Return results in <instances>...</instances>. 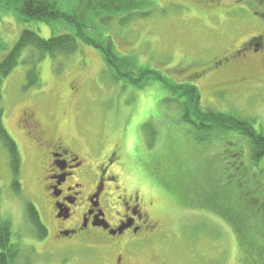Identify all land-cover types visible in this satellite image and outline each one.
Instances as JSON below:
<instances>
[{"label": "rangeland", "instance_id": "obj_1", "mask_svg": "<svg viewBox=\"0 0 264 264\" xmlns=\"http://www.w3.org/2000/svg\"><path fill=\"white\" fill-rule=\"evenodd\" d=\"M51 1L70 14L90 4ZM93 1L95 7L83 18L90 37H109L119 54L135 56L140 67L196 85L203 107L255 119L253 126L264 132V83L257 86L252 73L222 64V42L230 38L229 46L237 44L252 29L244 28L232 39L229 18L222 19V12L214 14L203 4L145 0L147 5L136 8L134 3ZM108 15L107 22L101 21ZM232 16L243 17L245 12L227 17ZM25 29L44 38L77 34V28L63 20H23L17 11L3 13L0 5V61ZM78 43L71 55H45L37 63L40 82L30 87L31 66L23 60L37 52L26 49L3 82L0 108L20 150V170L12 175L9 152L0 140V215L11 221L12 242L21 249L16 264H118L120 257L122 264H264V257L250 253V245L213 209L228 202L237 208L233 212H242L237 185L242 180L245 186L258 187L255 174L262 169L264 181V158L254 164L247 139L234 132L199 142L195 127L181 119V99L160 81L136 86L116 80L98 48L81 37ZM243 75L247 82L239 80ZM26 109L34 110L51 132L78 141L94 166L103 156L115 158L110 171L118 176L120 194L139 193L157 228L135 238L125 236L113 246L86 244L78 236L57 237L42 157L18 128ZM229 178L233 181L226 187ZM29 202L48 228L44 239L28 218ZM119 208L111 198L104 207L107 218L113 221Z\"/></svg>", "mask_w": 264, "mask_h": 264}, {"label": "trees", "instance_id": "obj_2", "mask_svg": "<svg viewBox=\"0 0 264 264\" xmlns=\"http://www.w3.org/2000/svg\"><path fill=\"white\" fill-rule=\"evenodd\" d=\"M109 1L111 3L112 1L117 3H134L136 8L147 5V3H143L145 0ZM88 3L90 4L78 7L74 10V14H70L51 0H0L3 13L9 14L13 10L17 11L23 20H41L46 23L63 20L77 28V34L66 33L50 38H44L31 29L23 30L13 48L0 61V100L2 98L4 79L19 64L22 54L26 49L31 48V50L37 52L36 55L33 53L30 57L23 60L24 63L31 66L27 73V86L30 87L40 82L37 63L45 55H71L78 50V38L81 37L86 44L93 45L101 51L106 64L114 71V79H125V81L136 86H143V84L149 83L150 80H158L174 97L181 99L179 100L182 108L181 119L195 127L198 132L197 140L199 142H211L220 133L223 136L229 132H234L247 139L251 160L254 164L259 165L264 158V132L258 131L253 126L255 119L246 120L232 113L205 108L201 104V92L196 85L189 82L178 83L157 70L140 67L137 64L135 56L119 54L109 37H103L100 41L90 37L85 31L89 27L83 18L85 13L88 14V9L95 7L93 4L95 2L89 0ZM101 18V21L107 22L111 16H101ZM0 140L9 152L10 166L13 173L18 175L20 170V152L16 141L4 126L3 108H0ZM262 172L263 170L260 169L258 172L259 176L255 174V179L258 183V187L256 186V188L245 186L242 180L238 183V205L243 208L242 212H233L237 208L231 209L228 207V202L222 204L220 208H214L219 206L216 204L213 206V209L234 226L241 242L245 241L250 245L248 248L250 253H257L264 257V181L261 180ZM232 181L233 179L229 178L226 187L231 186ZM14 182V186L17 189L16 181ZM224 188L225 186H223ZM211 202L213 203L214 201ZM26 212L35 228L36 234L40 239H44L48 235V228L32 202L27 203ZM259 236L262 239H259ZM11 238L12 223L0 215V264H16L17 262L21 249L18 244L12 242Z\"/></svg>", "mask_w": 264, "mask_h": 264}, {"label": "flooded vegetation", "instance_id": "obj_3", "mask_svg": "<svg viewBox=\"0 0 264 264\" xmlns=\"http://www.w3.org/2000/svg\"><path fill=\"white\" fill-rule=\"evenodd\" d=\"M178 2L203 4L206 10L215 11L214 14L222 12V19L229 18L228 31L232 39L238 37L242 29H252L254 32L237 44L229 46L230 38L222 42L225 49L222 64H227L230 70L252 73L257 86L264 83V0H173V3ZM241 12H245V16L227 17ZM239 80L247 82L248 78L243 75ZM18 128L25 132L42 157L44 187L51 201L57 237L78 236L77 239L86 244L98 242L113 246L125 236L135 238L157 228L139 193L120 194L118 176L110 171L115 158L103 156L94 166L89 153L85 156L78 141L51 132L34 110L22 112ZM111 198L117 199L120 205L113 221L104 210ZM118 264H122L121 257Z\"/></svg>", "mask_w": 264, "mask_h": 264}]
</instances>
